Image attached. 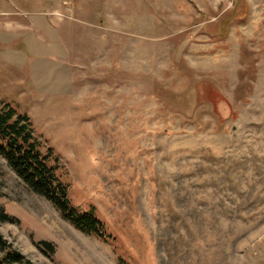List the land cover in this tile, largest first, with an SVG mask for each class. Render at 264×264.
I'll return each instance as SVG.
<instances>
[{
	"label": "rangeland",
	"instance_id": "1",
	"mask_svg": "<svg viewBox=\"0 0 264 264\" xmlns=\"http://www.w3.org/2000/svg\"><path fill=\"white\" fill-rule=\"evenodd\" d=\"M6 104L116 237L0 156V233L33 264H264V0H0Z\"/></svg>",
	"mask_w": 264,
	"mask_h": 264
},
{
	"label": "trees",
	"instance_id": "2",
	"mask_svg": "<svg viewBox=\"0 0 264 264\" xmlns=\"http://www.w3.org/2000/svg\"><path fill=\"white\" fill-rule=\"evenodd\" d=\"M0 156L17 176L34 192L47 199L63 219L84 234L103 242L114 243L116 237L108 230L96 213L95 207L83 209L73 203L69 184L63 179L61 160L52 148L43 150V144L35 136L34 125L28 114L20 113L6 104L0 109ZM1 174V171H0ZM3 196L0 180V198ZM1 221H13L0 208ZM39 248L54 252V245L47 241ZM0 264H33L0 233Z\"/></svg>",
	"mask_w": 264,
	"mask_h": 264
}]
</instances>
